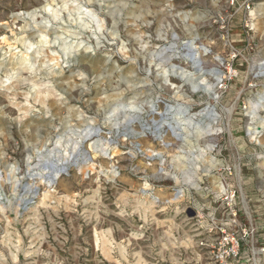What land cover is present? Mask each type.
<instances>
[{
  "label": "rangeland",
  "instance_id": "1",
  "mask_svg": "<svg viewBox=\"0 0 264 264\" xmlns=\"http://www.w3.org/2000/svg\"><path fill=\"white\" fill-rule=\"evenodd\" d=\"M263 119L264 0H0V264H264Z\"/></svg>",
  "mask_w": 264,
  "mask_h": 264
},
{
  "label": "bare ground",
  "instance_id": "2",
  "mask_svg": "<svg viewBox=\"0 0 264 264\" xmlns=\"http://www.w3.org/2000/svg\"><path fill=\"white\" fill-rule=\"evenodd\" d=\"M18 16H20V15H18ZM24 18H28V19H30L32 22H33V24H35V26H38V28L41 30V32H40V37L42 38V40H46V42H44V43H49V41L47 40L48 38H47V35H46V31L47 30H52L54 27H52V24H51V22H49V21H42L41 23H40V26H39V24L37 23V21H36V14L35 13H28V14H26V15H24ZM34 28V27H33ZM25 32V31H24ZM37 32V31H36ZM39 33V32H38ZM25 43H27V44H30V42H28L27 40H25L24 41ZM30 47H33V44H30ZM31 48H29L28 50H26V52L28 53L29 52V50H30ZM66 56H67V60H68V63L70 62V61H72L74 58H75V56H76V53L74 52V51H71V52H69V53H66L65 54ZM180 71V70H179ZM57 73V72H56ZM179 74V73H178ZM184 74H185V72H184ZM207 91H209L210 92V95H211V97L212 98H214V99H216V96L214 95V93L211 91V90H209V89H207ZM157 102H159V100H155L154 102H153V105H152V108H153V111L155 112V103H157ZM262 108V104H260V107H259V109H258V111H251V117H252V119H253V121L255 120V119H257V118H260L259 117V111H260V109ZM169 109H172V107L171 106H169ZM259 120V119H258ZM214 122V121H213ZM215 123V122H214ZM263 126H264V119H263V121L262 122H260V125L259 126H257V127H254V133L256 134V133H258V132H260V130L259 129H262L263 128ZM161 138H162V136H161ZM59 143H57V145H58ZM214 147H215V145L214 146H212V150L214 149ZM213 160V159H212ZM220 163L221 162H219V165H220ZM65 165H63L62 163H58V164H53L52 165V169L53 170H57V173H55V178H59L60 176H61V170H64L65 169V167H64ZM205 172H209V170H205ZM2 181H1V173H0V185L2 184L1 183ZM222 190H223V188H222Z\"/></svg>",
  "mask_w": 264,
  "mask_h": 264
},
{
  "label": "built area",
  "instance_id": "3",
  "mask_svg": "<svg viewBox=\"0 0 264 264\" xmlns=\"http://www.w3.org/2000/svg\"><path fill=\"white\" fill-rule=\"evenodd\" d=\"M229 3L231 6H234L236 3V0H229ZM220 82V84H222L221 86H223L224 84V79H219L218 80ZM228 241V240H227ZM226 241V242H227ZM228 245L230 246L228 248V252L227 255L222 258V263L224 264H235V260L238 258L239 256V241L238 239H236V237H234V235L229 239L228 241ZM231 261V262H230Z\"/></svg>",
  "mask_w": 264,
  "mask_h": 264
}]
</instances>
